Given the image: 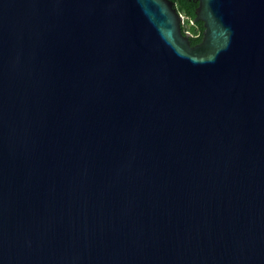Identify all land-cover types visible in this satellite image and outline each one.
Segmentation results:
<instances>
[{
  "label": "water",
  "instance_id": "95a60500",
  "mask_svg": "<svg viewBox=\"0 0 264 264\" xmlns=\"http://www.w3.org/2000/svg\"><path fill=\"white\" fill-rule=\"evenodd\" d=\"M0 0V264H264V0Z\"/></svg>",
  "mask_w": 264,
  "mask_h": 264
},
{
  "label": "trees",
  "instance_id": "16d2710c",
  "mask_svg": "<svg viewBox=\"0 0 264 264\" xmlns=\"http://www.w3.org/2000/svg\"><path fill=\"white\" fill-rule=\"evenodd\" d=\"M177 13L184 17V23L181 25L182 33L189 32L190 36V44L193 46L197 44L201 39L202 34V24L200 22L191 24V21L194 18V10L196 8V4L193 2H187V0H170ZM186 26L188 28H186Z\"/></svg>",
  "mask_w": 264,
  "mask_h": 264
},
{
  "label": "flooded vegetation",
  "instance_id": "af4514ba",
  "mask_svg": "<svg viewBox=\"0 0 264 264\" xmlns=\"http://www.w3.org/2000/svg\"><path fill=\"white\" fill-rule=\"evenodd\" d=\"M187 2L189 3V2H193L192 0H187ZM193 4H195L194 2H193ZM196 23H198V22H196ZM186 28H188L187 26H186ZM187 33V32H186ZM191 35V34H190Z\"/></svg>",
  "mask_w": 264,
  "mask_h": 264
}]
</instances>
